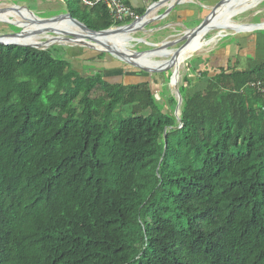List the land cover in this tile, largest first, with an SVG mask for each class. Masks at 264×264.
Returning <instances> with one entry per match:
<instances>
[{"label":"trees","instance_id":"trees-1","mask_svg":"<svg viewBox=\"0 0 264 264\" xmlns=\"http://www.w3.org/2000/svg\"><path fill=\"white\" fill-rule=\"evenodd\" d=\"M60 1L95 32L130 22ZM52 47L0 45V264H264V60L189 61L178 122L153 83Z\"/></svg>","mask_w":264,"mask_h":264},{"label":"rangeland","instance_id":"rangeland-1","mask_svg":"<svg viewBox=\"0 0 264 264\" xmlns=\"http://www.w3.org/2000/svg\"><path fill=\"white\" fill-rule=\"evenodd\" d=\"M196 5H198L199 8L198 11L196 12V15L198 17L199 12L200 14L199 18L197 20H203L208 14H209V9L214 7L220 0H192ZM254 3L251 2V4ZM181 4L183 7L189 5L191 7L193 3H187V4ZM13 5H17L19 7H27L30 11H32L37 17L41 19H49L61 14H64L67 12V6L66 4H63L60 0H0V8L6 9V10H19V11H26L27 10L20 8V9H13ZM179 5L180 7H182ZM191 5V6H190ZM224 5V4H223ZM221 5L220 7H222ZM178 6V8H179ZM8 8V9H7ZM177 8V9H178ZM158 15L154 13V17H158L161 15L164 11V8H161L158 10ZM237 11V12H236ZM29 13V12H28ZM31 16H33L31 13H29ZM231 14V15H230ZM157 15V16H156ZM34 17V16H33ZM230 17V18H229ZM35 18V17H34ZM219 18L221 20L228 21V23H234L237 25H242V26H251L252 24H262L264 23V0L260 3H255L254 7H251V9H247L244 11H239L237 8H230L223 13L219 15ZM223 18V19H222ZM228 18V19H227ZM219 19V20H220ZM166 21V22H165ZM168 21L167 20H162L159 22H152L150 23L145 30L141 32H137L135 34L130 35V39H125L124 42L122 43V47L128 48L130 51H146L151 49L146 45V43H152L155 45H159L161 43L167 42V41H174L177 40L182 36L184 32H186V29H193L194 27L199 24L198 22L190 21L186 22V26H179V27H174L173 24L171 26L164 28ZM234 21V22H233ZM222 22V21H221ZM222 22L221 24H217L218 26L225 25V23ZM226 23V24H228ZM263 25V24H262ZM214 29V30H213ZM213 29L209 30L207 33H205L203 36L199 38V40L193 39L190 44L187 46L188 49H192V47H195L197 50L196 52L191 55L189 58H187L180 66L179 68V81L178 85L172 87V83L170 85V77L169 80L166 81V72L164 73H159V74H146L143 72H140L138 69L127 66L125 64H122L121 62L117 61L114 58H111L109 56H106L103 58L101 61L99 59H96V56L98 55V52H95L93 50H89L87 48L75 46V45H69V44H64V45H54L51 49L56 53L59 54V52H65L66 56H69L71 60L74 58L80 57V59H84L88 57L89 55L94 56L93 62L89 63V65H92L93 70H101L102 68H109V69H115V68H121V71H123L124 75L126 76V82L133 83L135 81H147L150 82L153 87V92L156 96L157 101L159 103H163L162 98L159 97V92L163 91L165 92L164 98H168L169 96H172L176 99V102L178 100V94H177V89L178 91L180 88L183 86V79L185 76H187L188 69H187V63L191 61L195 67L197 66V59H195L198 56L204 55L206 52H210L212 50L217 48H220V43H222V40L224 37L228 38L233 37L236 35V32L233 30L229 29L228 27H214ZM20 29L10 26L8 24L0 23V35L3 34H10V33H17L19 32ZM39 32H44V31H39ZM250 32V31H249ZM36 33V32H35ZM34 33V34H35ZM262 33V32H261ZM33 34V35H34ZM222 36V37H221ZM34 37L38 38L40 41L47 40L48 38H51L52 35H34ZM133 39H139L144 43L137 44L133 41ZM227 40V39H225ZM130 41V42H129ZM196 45V46H195ZM192 46V47H190ZM200 46V47H199ZM179 46H175L173 48H170L168 50H158L156 52L143 55L141 56V59L147 62H151L154 64H164L166 63L165 66L169 64V60L171 58V55L174 54V50L177 49ZM199 47V48H198ZM62 48V49H60ZM83 54V55H82ZM85 54V55H84ZM171 54V55H170ZM150 55V56H149ZM144 57V58H142ZM82 61L80 63H77L76 60H73V67L81 72V65ZM87 65V64H86ZM94 65V66H93ZM161 65V66H162ZM158 66V65H157ZM173 66V67H172ZM171 66V72L173 73V68L174 64ZM86 72L88 69H84ZM92 70V71H93ZM109 75H115L114 73H109ZM120 76V75H119ZM129 78H132V80H128ZM188 78H191L192 80L194 79L191 74L188 75ZM156 84V85H155ZM158 85V86H157ZM176 110V107L174 109V112Z\"/></svg>","mask_w":264,"mask_h":264},{"label":"water","instance_id":"water-1","mask_svg":"<svg viewBox=\"0 0 264 264\" xmlns=\"http://www.w3.org/2000/svg\"><path fill=\"white\" fill-rule=\"evenodd\" d=\"M183 0H159L155 3H151L150 5H148L145 9V13L139 17V19L131 21L127 24L121 25L119 27L116 28H111L105 31H100V32H95L90 30L87 26H85L84 24H82L81 22L77 21L76 19H73L71 17V15L69 13H64L49 19H41L39 17H37L32 11H30L27 7H19L17 5H13V9H20L23 8L25 10H27L29 13H31L40 24H55L58 22H62V21H68L71 23V25H73L74 27H76L79 31L82 32L81 35H79V33H74V32H68V31H61V32H57L55 31L53 28H48L46 29L43 33L37 31L35 33V35H52V37L54 38L53 40H55V42H52L51 44H48L49 42L47 40H45L46 38H44V41L41 42V44L38 45H26V44H16V43H4L2 42L3 39L9 38V37H21L24 36L25 31L22 27H18L15 23H6L10 26L19 28L20 31L17 33H10V34H3L0 35V45L3 46H17V47H26V48H31V49H35V50H46L51 46L54 45H64L62 42H57L60 39H64L66 41H68L69 45H75V46H79V47H83V48H87L89 50H93L95 52L98 53H103L106 54L108 56H110L111 58L116 59L117 61L121 62L122 64H125L127 66L133 67L138 69L140 72L146 73V74H159V73H164V72H170L171 71V66L175 63L176 60V56L185 48L187 47L190 42L198 35H200L201 33L205 32L209 26V21L211 20L212 16L214 15V13L216 12V10L223 5L225 2H227L228 0H220L214 7L209 9V14L193 29H186V32H184L182 34V36L180 38H178L177 40L174 41H167L164 43H161L159 45H155L152 43H146V45L148 47H150L151 49L146 50V51H130L128 50V48H125L126 51H130L132 52V55L134 56H143V55H147L153 52H156L158 50H168L170 48H173L175 46H179L177 49L174 50V56L170 58L169 60V64L167 66H165L164 68H157V69H148L145 67H141L140 65H138L137 63L133 62V59H131L130 57H127L125 55L124 52H121L113 47H106L105 44L99 43L97 41V39L95 37H101V36H112V35H116V34H120V33H126V34H135L137 32H141L143 30H145V28L152 22H159L164 20L165 18H167L173 11L174 9H176L179 5L182 4ZM164 8V12L159 15L158 17H152L150 18L151 14L154 11H158L159 9ZM264 24V23H262ZM262 24H252L251 26L254 27L255 29L252 30L251 32H261L264 31V28H262ZM246 31V30H243ZM243 31H239L236 32V34L238 33H248V31L243 32ZM84 36V37H82ZM81 37L80 41L79 38ZM222 37V36H221ZM133 41L137 44L140 43H144L139 39H133ZM95 44H100L103 47H105L106 49L104 50H97V48L94 47ZM173 73L171 72L170 75V85L172 83V78H173ZM177 94H178V100H177V106H176V110L174 112V115L177 119L178 122H180V106L182 104V97L180 92L177 89Z\"/></svg>","mask_w":264,"mask_h":264},{"label":"bare ground","instance_id":"bare-ground-1","mask_svg":"<svg viewBox=\"0 0 264 264\" xmlns=\"http://www.w3.org/2000/svg\"><path fill=\"white\" fill-rule=\"evenodd\" d=\"M190 0H183L182 4L185 2H189ZM251 4V2H253ZM263 0H228L227 2L224 3L222 7H219L214 15L212 16L211 20L209 21V26L207 30L200 35L196 36L194 39L199 40L201 36H203L205 33H207L209 30L213 29L214 27H228L229 29L233 30L234 32H239V31H252L255 28L252 26H242V25H237L234 23H228V21L221 20L219 18V15L223 13L224 11L230 9V8H237L239 11H244V10H249L251 7H254L255 3H260ZM8 9V8H7ZM237 12V11H236ZM154 11L150 18L154 17ZM231 15V14H230ZM230 18V17H229ZM220 19V20H219ZM223 19V18H222ZM228 19V18H227ZM225 23V25L218 26L217 24H221L222 22ZM234 22V21H233ZM0 23H15L18 27H22L25 31L24 36L21 37H9L6 39H3L2 42L4 43H16V44H26V45H38L41 44L42 41H40L38 38L34 37V33L37 31H45L48 28H53L57 32L61 31H68V32H74V33H79V35L82 34L81 31H79L76 27L71 25L70 22L68 21H62L58 22L55 24H40L36 18L31 16L28 12L26 11H19V10H6L3 8H0ZM228 23V24H226ZM264 28V24L261 26ZM214 30V29H213ZM243 31V32H246ZM34 34V35H33ZM131 34H126V33H120L112 36H101V37H95L99 43L105 44L106 47H113L121 52H124L127 57H130L133 59V62L137 63L141 67H145L148 69H157V68H164L166 63L162 64H154L151 62H147L141 59V56H133L132 52L126 51L122 47V43L124 42L125 39H130ZM84 37V36H82ZM47 38V37H46ZM54 38H48L47 41L49 42L48 44H51L52 42H55L53 40ZM81 37L79 38L80 41ZM82 40V39H81ZM57 42H62L63 44H68V41L64 40L63 38L58 40ZM81 42V41H80ZM130 42V41H129ZM70 44V43H69ZM78 46V45H77ZM196 46V45H195ZM97 50H104L106 49L100 44H95L94 45ZM192 47V46H190ZM200 47V46H199ZM198 47V48H199ZM196 48L192 47V49H188V47H185L177 56L176 60L174 63V68H173V78H172V87L177 86L178 81H179V68L181 64L189 58L191 55H193L196 52ZM197 53V52H196ZM171 55V54H170ZM150 56V55H149ZM171 55V57H173ZM144 58V57H142ZM158 65V66H157ZM162 65V66H161ZM173 67V66H172Z\"/></svg>","mask_w":264,"mask_h":264},{"label":"crops","instance_id":"crops-1","mask_svg":"<svg viewBox=\"0 0 264 264\" xmlns=\"http://www.w3.org/2000/svg\"><path fill=\"white\" fill-rule=\"evenodd\" d=\"M123 1L130 6L134 12L135 10L138 11L150 5L146 0ZM187 3L193 4H191L192 6L190 5L191 7H189V5L184 7L181 5L182 7L179 6V8L177 7L178 9H174V11L167 17L168 21L164 28H167L168 26L170 27L171 24H173L174 27H187L185 24L186 22L196 21L199 18L202 13L199 12L197 17L196 12L198 11L197 8H199L198 5L192 0L185 2V4ZM158 12L159 11L156 13L157 15ZM167 18L164 20H167ZM261 32L238 33L233 37L228 36V38H226V36L223 38L222 43H220V48L215 50V47L214 50L206 52L201 56L211 55L210 66L214 68L222 67L226 63H229L230 67H236L237 70H248L264 60V31ZM76 62L80 63L79 61ZM128 80H132V78H129ZM142 80L133 83L142 82Z\"/></svg>","mask_w":264,"mask_h":264},{"label":"built area","instance_id":"built-area-1","mask_svg":"<svg viewBox=\"0 0 264 264\" xmlns=\"http://www.w3.org/2000/svg\"><path fill=\"white\" fill-rule=\"evenodd\" d=\"M87 6H93L97 3H104L109 10L110 15L115 21L123 22L129 19L130 22L139 19L138 16L131 7H129L123 0H94L93 2L88 0H82ZM250 87L256 90L261 96L264 97V81H259L250 84Z\"/></svg>","mask_w":264,"mask_h":264}]
</instances>
